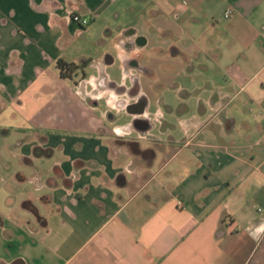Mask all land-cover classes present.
<instances>
[{"label":"crops","instance_id":"0c3cea01","mask_svg":"<svg viewBox=\"0 0 264 264\" xmlns=\"http://www.w3.org/2000/svg\"><path fill=\"white\" fill-rule=\"evenodd\" d=\"M127 1L0 0V112L33 169L0 175V264H264V0ZM100 21L115 54L86 56Z\"/></svg>","mask_w":264,"mask_h":264},{"label":"rangeland","instance_id":"374dc122","mask_svg":"<svg viewBox=\"0 0 264 264\" xmlns=\"http://www.w3.org/2000/svg\"><path fill=\"white\" fill-rule=\"evenodd\" d=\"M128 1L127 0H123V4H126ZM129 20V17H124L123 15L120 17V19L116 20L114 19L113 21V26L112 27H116L115 25L116 24H120V25H124L125 23H127ZM85 24V23H83ZM104 25H103V22H97L95 23L94 25H86L85 26V30H87V33L86 34H79L78 38H77V42L80 46V49L81 48H87L86 45H88V42H89V49H85V52L84 54L86 56L90 55H94L95 52H97L98 50H107V51H111L110 53L112 54H115V52L112 50L113 47H112V38H111V35L108 36L109 32L107 30H104L103 29ZM111 29V28H110ZM116 29V28H114ZM104 31H107L105 34ZM105 34V35H104ZM78 52V49L75 50V54H77ZM84 60H86L85 58H83L82 60H79V62L77 63L78 66H81L82 64H84ZM228 61V60H226ZM199 64H202L203 67H200V66H197V69H204V67H210V68H213V70L215 69V71H213L211 73V76H213L214 78L215 77H218L216 79H218L219 83H222L224 81V78H221L220 79V76H218L217 74V68L216 67H213L210 65V62L209 61H206V60H202L201 62H199ZM198 64V65H199ZM233 68V69H232ZM231 69L232 70H236L235 66H233ZM109 69H111V74L112 76H114V78H116V80H122V71H121V68H120V65H118V63L116 65L113 66H110ZM84 70V73L85 74H88V75H92L94 74L95 72H97L96 69H90V68H87L85 70V68L83 69ZM174 72V77H172L171 79H174L177 83L179 84H190L189 81H187V78H185L182 74H180V71L179 70H173ZM252 71L251 67H249V72ZM234 72V71H233ZM81 71L78 70L76 72V74L73 76L74 78H80L81 77ZM230 75V73H228V76ZM206 78L205 77H198V78H195L196 81H200V80H205ZM226 79V78H225ZM192 81L194 82V79L192 78ZM121 82V81H120ZM49 89V88H48ZM47 89V90H48ZM175 89L171 88L170 91L168 93H165L164 94V97L165 99L170 103L171 106L175 105V102L177 101V96H178V93L176 91H174ZM45 99V98H44ZM65 99V98H64ZM59 100H61V102L63 101L62 98L59 97ZM66 100V99H65ZM63 104H66V103H63ZM63 104L59 107L58 109V113L60 116H62L63 114L61 113V110H62V107H65L63 106ZM175 115L174 116H179V113L182 111L180 108H178V106L175 107ZM102 110V109H101ZM99 111V110H98ZM197 111V108H194L193 105L190 106V110H189V113L188 115H192L193 113H196ZM16 112H14L13 110L10 109H5L3 111L0 112V132H2L3 129H7L10 134L9 136H2V134L0 133V175L3 174V173H6V164L9 166L8 168V172H11V171H17L18 169L20 171H23L24 174H27V175H30L33 173V169H29L28 167H24L18 160L17 158L15 157L14 155V152H11L14 151V149L17 150V143H18V137L21 136V133L17 132L15 129H16V121L20 120L17 116H16ZM27 132V134H29V136H34L36 135L34 130L32 131H25ZM61 139L59 137H53L51 139V144L54 145L56 143H60L62 141H60ZM27 143H28V140H27ZM37 163V166L39 167H42V168H45V169H48L50 168L52 165H53V160L50 161V160H45V159H42V160H37L36 161ZM30 183V182H29ZM32 186V183L31 184H28L26 186V188H29ZM0 199H1V196H0ZM0 209H2V204L0 202ZM257 257L259 255H256ZM257 257H255L250 264H257Z\"/></svg>","mask_w":264,"mask_h":264},{"label":"trees","instance_id":"16d2710c","mask_svg":"<svg viewBox=\"0 0 264 264\" xmlns=\"http://www.w3.org/2000/svg\"><path fill=\"white\" fill-rule=\"evenodd\" d=\"M55 68L61 79L72 81L73 76L76 74V72L78 70L81 71L84 68V64H82L81 66H76L74 64L66 63L62 60H58L55 65ZM82 78H83V73H82ZM128 145L133 153H139V148L137 146H135L134 144H128ZM10 264H25V263L22 260H16Z\"/></svg>","mask_w":264,"mask_h":264},{"label":"built area","instance_id":"2783aa9c","mask_svg":"<svg viewBox=\"0 0 264 264\" xmlns=\"http://www.w3.org/2000/svg\"><path fill=\"white\" fill-rule=\"evenodd\" d=\"M232 13H233V10H232V8L229 7V8H227L226 11L224 12L223 17H224L225 19H228V18L232 15ZM67 18H68L70 21H74V22H77V23L81 22L80 17L77 16V15H75V14H73V13H69V14L67 15Z\"/></svg>","mask_w":264,"mask_h":264},{"label":"clouds","instance_id":"9594fccd","mask_svg":"<svg viewBox=\"0 0 264 264\" xmlns=\"http://www.w3.org/2000/svg\"><path fill=\"white\" fill-rule=\"evenodd\" d=\"M256 231L257 232L264 231V227L258 228Z\"/></svg>","mask_w":264,"mask_h":264}]
</instances>
